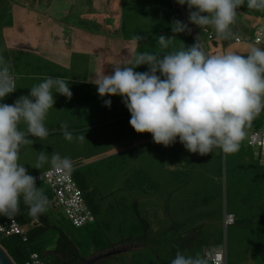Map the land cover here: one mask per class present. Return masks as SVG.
Segmentation results:
<instances>
[{"label":"rangeland","instance_id":"rangeland-1","mask_svg":"<svg viewBox=\"0 0 264 264\" xmlns=\"http://www.w3.org/2000/svg\"><path fill=\"white\" fill-rule=\"evenodd\" d=\"M51 2L49 14L64 25L30 21L31 10L46 12L50 0H0V56L11 65L16 85L0 103L14 104L47 77L68 82L72 97L54 93L55 103L44 122L54 132L42 140L29 136L33 143L21 147L19 162L34 177L52 167L44 164L41 169L34 168L41 151L69 158L72 170L87 184L86 200L96 221L73 226L63 210L52 203L48 187L39 182L36 186L49 200L45 213L50 226L35 239L38 249L50 250L60 229L80 255L89 258L104 245H120L117 241L134 231L132 224L139 217L148 223L147 242L155 235L175 240L180 234L181 239L173 244L175 254H203L220 247L225 250L226 264H264V160L259 158L258 149L247 143V132L264 124V112L246 129L239 151L225 154L214 148L200 155L188 151L178 137L165 147L155 143L150 133H137L129 123L131 114L124 98L101 97L92 82L102 74H112L109 62L122 63L138 52H160V35L175 36L165 52L178 50L183 44L190 47L199 39L208 53L207 35L189 22L187 4L180 5L177 0ZM14 4L18 5V41L4 34L11 26L6 24L11 21ZM241 7L248 9L246 0ZM177 20L191 31L169 33ZM77 29L89 35L80 38ZM91 33L98 37L93 40ZM136 35L145 39L134 43ZM134 70L147 72L149 66ZM106 100L111 101L110 107ZM61 122L73 130L72 141L65 140L59 131ZM25 127L20 124L21 130ZM80 135L85 136L83 141L78 139ZM227 214L233 215L234 222L224 225ZM142 243L140 249L101 261L148 264L157 254L165 259L167 248L154 252Z\"/></svg>","mask_w":264,"mask_h":264},{"label":"clouds","instance_id":"clouds-1","mask_svg":"<svg viewBox=\"0 0 264 264\" xmlns=\"http://www.w3.org/2000/svg\"><path fill=\"white\" fill-rule=\"evenodd\" d=\"M177 3L187 4L190 23L201 29L211 28L218 40L227 41L235 35L232 26L245 0ZM246 6L264 12V0H246ZM172 31L179 34L191 29L177 20ZM174 38L158 36L160 52H138L122 63L109 62L112 74H102L92 81L99 95L122 96L132 128L137 133H150L157 144L167 147L178 137L188 151L200 155L214 148L225 154L239 151L246 129L264 112V48L250 46L246 55L234 51L208 54L197 39L190 47L182 42L178 50L163 51L169 49ZM143 39L136 35L133 41L138 44ZM145 64L149 71L134 70ZM15 90L11 65L0 56V100ZM54 93L72 97L65 79L47 77L14 104L0 103V215L10 219L19 213L21 198L30 215L47 211L48 197L19 160L21 147L33 143L29 136L42 140L49 135L44 122L55 103ZM105 104L110 107L111 101ZM21 123L26 126L24 130L20 129ZM60 130L65 140H73L67 122H61ZM78 139L83 141L85 136ZM44 164L58 172L73 168L69 158L41 151L34 168L41 169ZM213 260L207 251L195 255L177 251L171 264H211Z\"/></svg>","mask_w":264,"mask_h":264},{"label":"trees","instance_id":"trees-1","mask_svg":"<svg viewBox=\"0 0 264 264\" xmlns=\"http://www.w3.org/2000/svg\"><path fill=\"white\" fill-rule=\"evenodd\" d=\"M259 155V152H258ZM261 160H264L260 157ZM72 176L80 187L86 204L91 209L86 200L87 184L85 180H82L76 175L75 171L71 170ZM51 196V194H50ZM94 214L93 210L91 209ZM95 216V215H94ZM18 223L24 227L27 240L24 242L19 235H3L0 234V245L7 251L15 264H23L29 257V254L36 252L39 256L48 264H83L86 259L85 256L80 255L76 245L69 239V237L60 229H58V235L56 237L54 246L45 252L38 249L35 239L40 236L50 226L48 215L44 212L39 216H32L29 214L28 206L23 203L21 198L20 211L13 216ZM6 216L0 215V222L5 219ZM96 221V219L94 220ZM134 225V231L130 232L126 236H121L117 241L118 244L125 243H142L145 242L147 247L152 248L154 252L156 250L162 251L166 249L165 259L155 255L156 258H151L148 264H171V260L175 258L174 245L175 241L181 239L180 234L177 235L175 240H167L166 237L161 235H155L151 242H147L148 238V223L145 219L139 218ZM160 236V237H159ZM95 240V235L93 236ZM114 243L104 245L98 250L93 251L91 255L96 252H100L106 249L108 246L112 247ZM46 252H52L53 255H46ZM113 257V256H112ZM137 263H139L137 261ZM93 264H106L104 261H98Z\"/></svg>","mask_w":264,"mask_h":264},{"label":"built area","instance_id":"built-area-1","mask_svg":"<svg viewBox=\"0 0 264 264\" xmlns=\"http://www.w3.org/2000/svg\"><path fill=\"white\" fill-rule=\"evenodd\" d=\"M182 11L183 8L180 6ZM207 35V39H212L213 35L208 29H203ZM236 42L253 41L259 43L261 41V33L256 31L254 37L246 36L245 38L233 37ZM247 143L250 146L258 149L259 155L264 159V124L258 129L247 132ZM36 184L43 182L49 189L51 201L56 206H59L71 224L75 227H81L95 220V216L91 209L86 204L83 193L77 182L72 176L71 171H56L54 168H48L34 176ZM234 222V217L231 214L224 216V225H229ZM0 234L3 235H19L25 242L27 237L25 229L18 221L12 217H6L0 222ZM214 260L211 264H226L225 250L222 248L208 250ZM23 264H48L38 253L32 252L28 259Z\"/></svg>","mask_w":264,"mask_h":264},{"label":"crops","instance_id":"crops-1","mask_svg":"<svg viewBox=\"0 0 264 264\" xmlns=\"http://www.w3.org/2000/svg\"><path fill=\"white\" fill-rule=\"evenodd\" d=\"M47 4L45 7L46 12H41V10H31L30 21H33L34 24L38 25H64L60 20L53 17L49 14L50 9L52 8L51 2ZM13 15L11 16V21L6 25H11L16 28L7 27L4 32L6 38H14V41H18V18L16 17L15 10L18 5L14 4ZM238 15L236 18V23L232 26V31L234 32V37L245 38L246 36L254 37L256 31L261 33V41L259 43H254L253 41H242L236 42L233 38L231 40H218L216 38L215 32L211 28H207L213 35L212 39H207L206 37V45L209 54H216L227 51H234L242 55H246L250 46H256L260 48H264V15L261 13L256 14L250 9L240 7L238 10ZM58 23V24H57ZM195 25V24H194ZM170 29V28H169ZM203 30V29H202ZM78 34H82L80 38H85L89 33L86 30H78L76 31ZM169 33H173V31L169 30ZM203 33H205L203 31ZM93 34V33H91ZM93 40H95L98 36L93 34ZM77 130V129H75ZM56 131V130H55ZM59 131H61L59 129Z\"/></svg>","mask_w":264,"mask_h":264},{"label":"water","instance_id":"water-1","mask_svg":"<svg viewBox=\"0 0 264 264\" xmlns=\"http://www.w3.org/2000/svg\"><path fill=\"white\" fill-rule=\"evenodd\" d=\"M49 132H54V131H49ZM143 246H144L143 243L141 244L125 243L117 246H112L94 255H91L89 258H86L83 264H93L110 256H114L120 253H126L129 251H135L137 249L142 248ZM46 255H53V253L46 252ZM0 264H15L13 259L10 257V255L1 245H0Z\"/></svg>","mask_w":264,"mask_h":264}]
</instances>
